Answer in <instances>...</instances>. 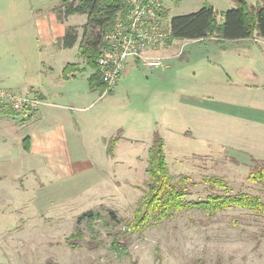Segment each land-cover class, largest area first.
<instances>
[{
  "label": "rangeland",
  "instance_id": "374dc122",
  "mask_svg": "<svg viewBox=\"0 0 264 264\" xmlns=\"http://www.w3.org/2000/svg\"><path fill=\"white\" fill-rule=\"evenodd\" d=\"M162 1L168 21L205 2L220 16L236 5V0ZM48 4L0 0L4 80L19 79L23 67L43 66L39 48L25 47L26 57L14 45L26 40L22 28L31 33V44L41 41L29 16L45 12ZM86 17L75 14L71 21ZM78 47L79 42L44 59L76 61ZM155 55L164 57L163 66H129L112 92L92 91L84 102L88 107L75 109L80 131L70 140L74 156L93 169L61 179L42 163L29 180L11 178L7 188L0 187V264H264V216L247 208L233 206L213 215L189 209L140 232L128 226L147 190L148 150L156 132L164 138L173 179L189 178L188 198L248 192L264 200V181L249 178L264 167V38L176 39ZM80 61L76 87L81 90L89 87L93 68ZM112 139L114 156L106 152ZM212 176L225 185L211 184ZM90 210L99 215L80 223ZM77 231L81 238L72 245L67 237Z\"/></svg>",
  "mask_w": 264,
  "mask_h": 264
},
{
  "label": "trees",
  "instance_id": "16d2710c",
  "mask_svg": "<svg viewBox=\"0 0 264 264\" xmlns=\"http://www.w3.org/2000/svg\"><path fill=\"white\" fill-rule=\"evenodd\" d=\"M59 7V9H58ZM56 9L58 18L66 20L71 14H86L87 22L83 25V32L80 35L76 25H69L59 42L65 48L73 47L79 41L80 53L86 62L93 68L88 80L93 91L106 89L99 72L98 59L105 46V33L112 27L114 21L122 16L127 4L125 0H61ZM166 9L164 14H166ZM170 39L172 44L176 39L204 40L216 37L223 41H237L242 39L264 38V0L250 3L248 0H236V5L226 11L220 12L210 3L205 2L197 11L174 15L170 18ZM76 63H68L63 70L64 78L75 67ZM1 86V85H0ZM7 88V87H6ZM113 88L108 90L112 92ZM5 113L16 115L19 111L8 109ZM25 148L28 149L29 138ZM116 140L112 139L107 146V153L114 154ZM147 174L149 181L141 202L136 209L135 219L128 221L129 229L140 232L149 227L152 222H160L171 218L175 213L189 209L206 211L213 215L218 211L230 207L247 208L264 216V200L260 195L248 192L236 194H209L205 199H190V191L185 184L188 177H182L175 181L170 171L165 151L164 138L156 132L154 140L148 150ZM249 178L255 181H264V167L249 174ZM213 185L223 186L225 182L216 176L209 177ZM111 219L115 220L116 215L111 211ZM98 212L90 210L81 215L78 221L94 219ZM119 219H117L118 221ZM80 231L70 234L67 241L77 245L76 239H80Z\"/></svg>",
  "mask_w": 264,
  "mask_h": 264
},
{
  "label": "crops",
  "instance_id": "0c3cea01",
  "mask_svg": "<svg viewBox=\"0 0 264 264\" xmlns=\"http://www.w3.org/2000/svg\"><path fill=\"white\" fill-rule=\"evenodd\" d=\"M44 1L49 2L46 5V11L34 12V15L29 16L30 18L33 17V26L41 41L31 44L27 39L31 33L22 28L26 40L22 44L14 45L15 51L19 50L26 57L27 55L23 53L25 47L32 49L35 46L39 48L42 57L40 63H43V66L41 65L38 70L30 69V67L26 69L22 66L25 72L20 75L21 77L19 79L8 78V81L3 79L5 73L0 69L1 86L18 93L37 95L43 101L36 110L19 111L21 116L5 113L0 108L1 188H7L9 183L6 180L11 178L23 177L29 180L30 173L37 170L42 163L49 169L50 173L61 179L74 176L84 168L93 169L92 164L88 162L85 165L84 163L81 164V159L74 156L75 153L70 141L74 136L77 137L78 129L80 131V120L75 109L79 111L88 107L84 106V102L88 101L93 94L89 83V87L85 86L81 90L76 87V76L81 69L80 60L81 58L82 60L85 59H83L79 47L76 61L69 60V58L63 59V57V60L57 62L54 58H49L48 61L44 59V54L45 56L51 54L50 56L53 57L59 55L61 51L75 48L79 41L73 47L65 48L59 42V38L65 35L69 25H76L81 35L87 17L80 22H72L71 17L75 14H71L62 21L58 18L55 9V3L58 0ZM50 1L54 4H51ZM244 40L249 39L233 42ZM68 63H76V66L71 68L68 77L64 78L63 70ZM40 76H42L41 79ZM249 118V121L256 123V117L249 115ZM26 137L29 138L28 149L25 148L26 141L24 139ZM104 140L106 141V138ZM25 184L26 182L21 184V187L24 188Z\"/></svg>",
  "mask_w": 264,
  "mask_h": 264
},
{
  "label": "built area",
  "instance_id": "2783aa9c",
  "mask_svg": "<svg viewBox=\"0 0 264 264\" xmlns=\"http://www.w3.org/2000/svg\"><path fill=\"white\" fill-rule=\"evenodd\" d=\"M127 9L105 33V46L98 59L99 72L108 93L129 66H163V56L156 51L168 44L170 21L162 0H125ZM42 99L34 94L18 93L0 86V108L15 111L36 110Z\"/></svg>",
  "mask_w": 264,
  "mask_h": 264
}]
</instances>
